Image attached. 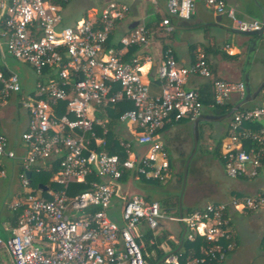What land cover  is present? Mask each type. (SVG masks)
Returning <instances> with one entry per match:
<instances>
[{"label":"built area","instance_id":"obj_1","mask_svg":"<svg viewBox=\"0 0 264 264\" xmlns=\"http://www.w3.org/2000/svg\"><path fill=\"white\" fill-rule=\"evenodd\" d=\"M74 0H0V55L4 49L27 65L35 77L31 92H24L17 74L0 62V106L20 94L19 107L29 115L21 135L23 152L9 148L0 124V177L3 160L17 159L22 199L13 207L16 227H4L0 237V264H146L139 239L143 228L160 237L163 224L188 228L186 240H202V256L184 264L222 262L235 244L229 212H264V189L234 195L229 202H213L184 216L167 213L160 204L135 195L120 201L119 225L109 218L117 184L125 174L165 183L170 163L159 134L169 124L193 123L217 107L235 104L245 96L242 82L214 79L204 56L179 66L167 49L156 65L159 95L150 93L143 70L153 67L149 56L128 54L149 42L151 30L138 19L137 26L117 45L110 39L116 24L129 14L124 1L107 4L95 17L66 26L59 2ZM165 17L159 28L172 31L171 18L189 21L196 0H164ZM206 8L225 15L239 32L263 28L258 21H244L223 0H204ZM212 83V103L204 105L192 80ZM131 105L118 116L119 125L132 129L131 139L121 138L125 159L108 154L107 112ZM65 111L62 112L61 109ZM99 112L103 120L95 118ZM100 128V131H96ZM219 160L231 179L255 180L264 172V102L244 105L227 120ZM19 155V156H18ZM54 167V168H53ZM53 186L34 184L32 175L47 172ZM30 173V178L27 177ZM74 185L88 189L69 193ZM264 242V235L262 237ZM171 255L167 264H179Z\"/></svg>","mask_w":264,"mask_h":264},{"label":"crops","instance_id":"obj_2","mask_svg":"<svg viewBox=\"0 0 264 264\" xmlns=\"http://www.w3.org/2000/svg\"><path fill=\"white\" fill-rule=\"evenodd\" d=\"M150 1L153 4V9L150 12L151 15L150 21L152 22H149V24H147V26L151 30L149 42L146 46L142 47L141 49L132 50L128 54V56L133 55L135 53V55L139 54L141 56H149L150 58H152L153 67L151 68V70L148 72V70L146 69L149 66H146L145 69L142 71L143 80L146 83H148L150 93L152 95L155 96V95H159L160 93L159 83L157 82L155 76V68L156 65L162 60L163 52L166 51L167 49H171L173 51L175 59L179 66H188L194 63L197 55L204 54L211 68L212 76L214 79H220L229 82H242L249 46L253 39L252 37L244 36L232 32V30H236V29L232 27L231 21L225 15L223 16L218 15L213 10L206 8L204 5V0H196L195 14L189 21H183L177 18H171L170 19L171 26L173 29L172 31L167 32L164 30V28H159V23L161 22V19L164 18L166 15L164 0H150ZM223 1L226 3L228 7L233 8L235 10L236 16L239 19L244 21H253V20L258 21L263 25V30H264V0H223ZM146 2L147 0H143V3L139 6L138 8L139 16L141 15L140 13L143 10H145ZM99 13L100 11L97 12L95 10L92 14H87L85 17L87 16L90 18L95 17ZM140 18L141 17H139L138 19ZM136 26L134 24V20L132 19L131 14H129L123 21L117 23L115 28L113 29L110 39L111 45H117L119 39L122 36L129 35V32L132 31ZM259 52H262L264 55V40L260 41L252 61H254V59L256 58ZM250 65H252V63ZM261 81L264 83V76L262 77ZM34 82H35V77H34ZM206 82L208 81L204 79L192 80L191 82H189L188 87L198 88L200 85L205 84ZM263 83H258V84L262 85ZM258 84H256V86H258ZM248 85L250 88L249 76H248ZM33 87H34V83H33ZM31 89L27 91L31 92ZM211 93H212V88H211ZM10 99L11 98H9V100ZM15 99L17 98L14 97L11 100L15 101ZM16 102L17 100L15 101V105ZM262 102H264V99L262 100ZM16 106L17 109L18 108L20 109L19 111L25 112L24 118L22 119L21 122L19 121L17 125L18 128L20 129L19 132H21L19 136L20 141L19 144L15 145V147L13 148L17 152V154L20 155L23 152L22 151L23 146L21 144V135L27 129L29 115L26 111H24L19 107V100ZM1 107L2 106H0V108ZM0 116H2V113L0 114ZM184 123L189 124L188 127H190L189 130L191 131L193 123L188 121H182L180 123H172L167 125L159 134L160 142L163 148L167 152L169 163L171 162L170 155L172 154L171 151L170 152L168 151L169 146H168V138H167L168 137L167 129H169V127H174L175 125L180 126L181 124ZM122 126L125 127V130L127 131L126 135L124 134L125 136H128V138L126 139H131L132 135L130 129L132 128L126 125H122ZM118 127L119 126L115 127L114 131L116 132V134L120 136L119 132L117 131ZM1 128L6 138H8V134L3 129L2 125ZM200 131L201 130H199V132ZM3 168H4V164H3ZM19 172L20 171L17 166L15 175L18 178L20 182V186L22 188ZM132 181H139L142 183H147V184L149 183L151 185H154L151 181H147L142 178L138 179L136 176L135 177L129 176L127 178V182L125 183L118 182L117 184V196H116L117 201H121L123 199H130L135 195L142 196V194L130 193L131 190L129 188L131 186ZM136 186L137 187L135 188H140L139 190L143 189L138 185ZM263 189H264V172L260 177L252 181L238 180V179L233 180L231 187L228 189L229 193L223 195L221 200L222 202L228 203L229 200L234 195H241V194L251 195V194H255L259 190L262 191ZM178 194H180V192ZM16 196L17 198L15 199L14 206L22 199L23 197L22 191L18 193ZM178 199H179V195L176 198L177 200L176 203L172 204L166 202V204L169 205L170 207L169 209L172 210H167L166 209L167 205H165L166 207H164L162 205L163 203H161L160 206L162 209L166 210L168 214L171 213L172 215H176L179 217L192 212L189 210L196 209V208L193 209L187 208L186 205L182 204V212L181 215H179ZM216 202H221V201H216ZM14 216L17 217V212H14L11 217L13 218ZM228 217L232 224V239L235 244V248L230 254L227 255L224 261L218 262V264H224L225 261H229L228 262L229 264L236 259V257L238 256V251L242 249V246L239 249V244L241 240L243 242H246L247 244H252L253 247L257 248V250H258V246H261L264 249V244L262 243L263 242L262 237L264 235V212L259 211L255 213H250V212L236 211V212H229ZM233 217L235 219H233ZM12 218L7 217L5 219L6 223H4V227L7 225V223L10 224V220ZM183 225L186 227L185 230L183 229ZM1 231L3 232L4 230ZM164 231L166 234L165 237L163 235ZM147 232L150 231H148L147 227L144 226V230H143L144 235L142 236L143 239ZM187 232H188V228L185 224L165 222L163 224V231L161 232L160 237H158L161 239L160 245L157 246V248L159 249V253L161 255H164L163 257L167 256V258L171 255L181 256L182 260L179 262V264H184L183 260L184 259L188 260V258L191 257L187 253L186 251L187 248L185 247V244L188 243L186 240ZM4 235L6 236L7 234L4 233ZM182 235L184 237L181 243ZM249 237L251 238L249 239ZM151 240L149 241V245L155 246L156 240H154V244H152ZM140 244L143 246V250H144L145 247L144 241H142ZM199 251L201 252V249ZM199 251H198V255H199L198 257L202 256V252L200 253ZM150 254L151 256L154 255V251H152V253ZM258 254L262 255L264 259L263 252L260 253V251H258ZM165 264H167L166 260H165Z\"/></svg>","mask_w":264,"mask_h":264},{"label":"rangeland","instance_id":"obj_3","mask_svg":"<svg viewBox=\"0 0 264 264\" xmlns=\"http://www.w3.org/2000/svg\"><path fill=\"white\" fill-rule=\"evenodd\" d=\"M117 1H124L126 3L131 2V0H74L61 11L64 24L66 26H74L76 22L83 21L87 14H92L95 10L99 12L107 3ZM145 6V10L140 13V17L143 19V23L147 25L149 22H152L150 21V12L153 9V4L150 0H147ZM1 53L0 62L3 61L12 72L18 75L24 91L26 92L33 88L34 74L30 68L13 59L5 49ZM251 63L252 65L249 67L248 76L250 88L254 91L261 85L258 83H263L261 81L264 76L263 53L259 52ZM256 84H258V86H256ZM262 94H264V90L260 93V97L246 105L249 107L257 105V103L260 104L262 102ZM14 97L17 98L15 99V101L17 100V105L18 100L20 99V94H14L10 98L13 99ZM11 99L5 104H2V107L0 108V114L2 113V116H0V123L8 134L7 139L9 148L13 149L20 141L19 136L21 132H19L20 129L17 125L19 121L21 122L24 118L25 112L19 111L20 109H17L15 101ZM97 113L99 112H93L94 115ZM201 125V131L199 132V145L190 163L183 197V204L191 209L203 208L206 204L211 202H222L221 199L223 195L229 193L228 189L231 187L233 180H236L229 178L225 174L218 155L214 153L217 140L223 136L224 131L227 129V121L203 123ZM188 126L189 124L184 123L180 126L175 125L174 127H169V129H167L168 151H171L172 155H170V158L173 165L168 180L165 183H162L161 186L132 181L131 186L129 185V189L131 190L130 193L142 194L145 199L157 201L160 205L161 203H163L162 205H165L166 202L172 204L177 202L176 198L179 195L178 193L181 192L185 161L193 147L192 130L190 131V127ZM117 131L121 138H128V136H125L127 133L125 127L119 125ZM18 162V159L14 162L9 161L8 159L3 160L4 168H2V170H4L5 177H0V230H4V223H6L5 219L7 217L12 218L11 216L14 213L13 206L15 204V199L17 198L16 195L21 191H24L15 175L17 168L16 164ZM136 185L143 189L139 190L140 188H135L137 187ZM119 206L120 201L114 199L109 211V218L117 221L119 225H122L118 210ZM233 219L235 218L233 217ZM250 238L251 237H249V239ZM241 246L242 249H240ZM239 249L238 256L229 264H264L263 256L258 254V251L264 253V249L261 246H258L257 250L252 244H247L241 240ZM228 262L229 261H225L224 264H228Z\"/></svg>","mask_w":264,"mask_h":264},{"label":"trees","instance_id":"obj_4","mask_svg":"<svg viewBox=\"0 0 264 264\" xmlns=\"http://www.w3.org/2000/svg\"><path fill=\"white\" fill-rule=\"evenodd\" d=\"M59 6L61 9H64L67 4L63 3V2H59ZM212 82H206L205 84L200 85L197 90L199 91V93L201 94V102L204 105H208L212 103V93H211V88H212ZM260 97V96H259ZM261 99H264V94H262ZM234 106V104H229L228 106L225 107H217L214 108L211 112L210 115H214V116H222L225 113H227L232 107ZM125 108H131V105L125 107L121 106V107H117L115 110H109L107 112V117L108 120L105 122V125L108 129V135H107V148L105 149V151H107L108 154H112V153H117L121 159H125L126 156L124 154V150L120 147V141H121V137L116 134V132L114 131L115 127L119 126V122H118V116L119 114L125 109ZM62 112H64L65 110L62 108L61 109ZM95 118H100L101 120H103L102 118H104L103 116L99 115V113L96 114ZM180 123V122H179ZM203 124V123H202ZM201 126L199 127V130H201ZM97 132L100 131V128H97L96 130ZM223 136H221V138H219L217 140V144L214 150L215 154H219V148H220V144L222 141ZM54 168V167H53ZM51 169L47 172H40L39 174H34L32 176V181L34 184L40 185V184H44L47 186H53V184L50 183V178L55 174V170ZM173 169V165L170 162V172ZM128 174H125V176L120 179L118 182L119 183H125L127 182V178H128ZM154 185L156 186H161L162 183L158 182V181H153L152 182ZM88 189V185H74V187L72 189H69V193H71V195L75 194V193H79L82 192L84 190ZM165 205H167L165 203ZM165 205H163L164 207H166ZM169 205H167L166 209L167 210H172L169 209ZM195 210V209H194ZM189 211H193V210H189ZM10 224L12 227H16V216H14L11 220H10ZM163 235L165 237V231L163 232ZM153 238L152 233L151 232H147L144 236V239H139V243H141L142 241H144V256H145V261L146 264H157L164 255H161L159 253V249L157 248L158 245H160L161 243V239L160 238H156V245L155 246H151L149 245V241ZM163 239V238H162ZM200 239V238H199ZM197 240L194 243H186L185 247L187 248L186 251L187 253L191 256V257H197L198 255V251L201 249V245L205 244L204 241L202 240ZM264 244V242H263ZM152 251H154V255L151 256L150 253H152ZM200 252V251H199ZM201 253V252H200ZM209 264H218V262H212Z\"/></svg>","mask_w":264,"mask_h":264},{"label":"water","instance_id":"obj_5","mask_svg":"<svg viewBox=\"0 0 264 264\" xmlns=\"http://www.w3.org/2000/svg\"><path fill=\"white\" fill-rule=\"evenodd\" d=\"M143 3V0H131L129 4V12L132 16V19L134 20L135 26L138 24V18L139 16V6ZM232 32L244 36H249L252 37V41L249 46L248 50V56H247V61L245 64V69L243 73V78H242V83L245 88V96L242 100L236 102L234 106L224 115L222 116H214L210 114H202L200 117H198L192 124V137H193V147L191 150V153L189 154L188 158L185 161L184 169H183V175H182V186H181V192L179 194V199H178V213L181 215L182 212V204H183V196H184V191L186 187V181H187V176H188V171L190 167V163L197 151L198 145H199V127L202 123H216V122H224L227 121L233 113H235L237 110H239L241 107H243L246 104H249L250 102L255 101L259 96L262 90L264 89V83L254 92H252L249 88L248 85V71L250 64L252 62L253 56L257 50V47L260 43V41L264 40V30L263 28L255 31V32H239L238 30H232ZM30 173H27V177L30 178ZM40 188L43 190H46V187L44 185H40ZM183 229L185 230L186 227L183 225ZM184 235V234H183ZM181 237V243L183 241V236ZM0 237L3 240H6V236L4 233L0 230ZM167 256L163 257L157 264H165Z\"/></svg>","mask_w":264,"mask_h":264},{"label":"clouds","instance_id":"obj_6","mask_svg":"<svg viewBox=\"0 0 264 264\" xmlns=\"http://www.w3.org/2000/svg\"><path fill=\"white\" fill-rule=\"evenodd\" d=\"M219 158V157H218ZM250 181H252V180H250ZM148 200V199H147ZM151 201V200H150Z\"/></svg>","mask_w":264,"mask_h":264}]
</instances>
